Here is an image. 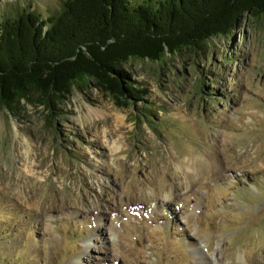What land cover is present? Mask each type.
<instances>
[{
	"label": "rangeland",
	"instance_id": "1",
	"mask_svg": "<svg viewBox=\"0 0 264 264\" xmlns=\"http://www.w3.org/2000/svg\"><path fill=\"white\" fill-rule=\"evenodd\" d=\"M65 1L0 0V13ZM198 51L123 65L154 127L93 82L53 108L34 93L0 109L7 264H200L201 243L222 264H264V18Z\"/></svg>",
	"mask_w": 264,
	"mask_h": 264
},
{
	"label": "trees",
	"instance_id": "2",
	"mask_svg": "<svg viewBox=\"0 0 264 264\" xmlns=\"http://www.w3.org/2000/svg\"><path fill=\"white\" fill-rule=\"evenodd\" d=\"M247 16L264 18V0H66L61 12L46 17L27 10L2 13L0 109L16 115L15 105L34 93L53 108L55 98L70 95L73 86L93 82L119 107L145 105L140 115L154 127L150 91L123 65L205 52ZM207 89V95L216 91ZM0 264H7L3 256Z\"/></svg>",
	"mask_w": 264,
	"mask_h": 264
},
{
	"label": "bare ground",
	"instance_id": "3",
	"mask_svg": "<svg viewBox=\"0 0 264 264\" xmlns=\"http://www.w3.org/2000/svg\"><path fill=\"white\" fill-rule=\"evenodd\" d=\"M221 249H222L221 246L218 245V247L215 251H213L212 253H209L208 255H205L203 252L205 250H207V244L201 243L198 247L195 248V250H196L195 254H198L197 257L200 259V264H208V263L222 264V251H221ZM84 259L85 258H83L82 260H84ZM77 261H78V259H77Z\"/></svg>",
	"mask_w": 264,
	"mask_h": 264
}]
</instances>
